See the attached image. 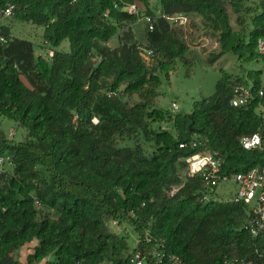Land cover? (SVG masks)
Returning a JSON list of instances; mask_svg holds the SVG:
<instances>
[{
    "label": "trees",
    "instance_id": "1",
    "mask_svg": "<svg viewBox=\"0 0 264 264\" xmlns=\"http://www.w3.org/2000/svg\"><path fill=\"white\" fill-rule=\"evenodd\" d=\"M8 4L15 19L45 27L52 53L0 30V153L13 160L0 173V264H134L138 250L145 264L256 259L250 207L206 201L202 177L187 175L196 149L180 144L218 151L226 174L264 164V71L225 74L189 114L157 99L161 74L199 58L168 16L201 18L194 25L219 42L211 63L231 53L253 64L264 60V0H0ZM129 4L154 16L152 30ZM238 85L253 89L246 105L232 104ZM3 117L24 127L23 139L8 137ZM254 132L262 145L244 148ZM115 221L133 224L140 242L131 245Z\"/></svg>",
    "mask_w": 264,
    "mask_h": 264
},
{
    "label": "rangeland",
    "instance_id": "2",
    "mask_svg": "<svg viewBox=\"0 0 264 264\" xmlns=\"http://www.w3.org/2000/svg\"><path fill=\"white\" fill-rule=\"evenodd\" d=\"M232 20L235 21V15L231 12ZM194 22L201 24V18L192 19L184 30L187 33L188 41L195 47L198 53V60L189 69L185 62L179 61L175 71L170 76L161 74L162 85L159 88L157 99L158 106L163 109H172V103L177 102L180 108L178 112L189 114L196 101L211 96L216 89L217 82L227 73L237 74L245 70L257 69L264 71V60L257 61L253 64H245L240 61L237 55L225 53L216 57L211 63L210 56L219 50L217 36L205 34L204 30L197 28ZM8 27L13 37L22 38L35 44L37 54L46 55L51 49L47 48L48 42H45V27L31 21H22L12 16L0 19V30L2 26ZM47 46H46V45ZM111 45H116L114 40L110 41ZM62 50H70L69 40L63 41L60 46ZM24 81L28 84L26 79ZM138 100L137 96L129 98L131 103ZM1 127L7 133L8 137L19 141L24 138L26 132L24 127L18 125L14 120L3 117ZM15 131L13 137L11 133ZM237 183L232 180H225L219 183L215 189H210L205 200H230L237 192ZM113 227L120 234L127 236L131 245H137L140 242L139 233L133 224L113 222ZM24 250V249H23ZM32 250V248H27ZM26 252L21 254V261L25 262Z\"/></svg>",
    "mask_w": 264,
    "mask_h": 264
},
{
    "label": "built area",
    "instance_id": "3",
    "mask_svg": "<svg viewBox=\"0 0 264 264\" xmlns=\"http://www.w3.org/2000/svg\"><path fill=\"white\" fill-rule=\"evenodd\" d=\"M14 4H8L6 7H0V19L10 17L14 13ZM129 13L136 15L139 19L148 24L150 30L154 28V16L151 14H142L137 4L128 5ZM168 18L176 25L187 26L190 23V17L185 13H178ZM0 41L6 42L7 37L0 33ZM259 53L264 57V38H259L257 43ZM146 55H152L151 49L145 50ZM52 53V51H50ZM253 89L251 85H238L234 89L232 104L234 106L246 105L253 98ZM172 108L177 111L180 106L177 102L172 103ZM15 131L11 133V137ZM241 143L246 149L257 148L262 145V135L260 132H254L244 135ZM204 143L201 140L192 139L180 144L181 147L195 148V152L186 158L187 175L190 177L201 176L204 185L208 190L214 189L219 183L225 180H234L238 187L235 196L232 198L235 202H243L250 207V216L246 223V228L254 239L253 253L256 259L250 257H241L229 259L227 264H264V164L253 167L247 171L226 174L223 172V156L218 151H212L203 148ZM13 165L12 156L0 153V173L7 167ZM174 263L184 264L180 259L172 257ZM134 264H145L143 252L138 250L132 257Z\"/></svg>",
    "mask_w": 264,
    "mask_h": 264
},
{
    "label": "water",
    "instance_id": "4",
    "mask_svg": "<svg viewBox=\"0 0 264 264\" xmlns=\"http://www.w3.org/2000/svg\"><path fill=\"white\" fill-rule=\"evenodd\" d=\"M190 127H192V124L190 125Z\"/></svg>",
    "mask_w": 264,
    "mask_h": 264
},
{
    "label": "crops",
    "instance_id": "5",
    "mask_svg": "<svg viewBox=\"0 0 264 264\" xmlns=\"http://www.w3.org/2000/svg\"><path fill=\"white\" fill-rule=\"evenodd\" d=\"M3 19V18H2Z\"/></svg>",
    "mask_w": 264,
    "mask_h": 264
}]
</instances>
